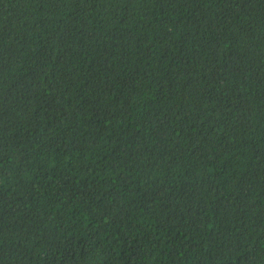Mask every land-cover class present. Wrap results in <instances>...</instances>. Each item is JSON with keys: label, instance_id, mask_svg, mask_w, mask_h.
Returning a JSON list of instances; mask_svg holds the SVG:
<instances>
[{"label": "trees", "instance_id": "trees-1", "mask_svg": "<svg viewBox=\"0 0 264 264\" xmlns=\"http://www.w3.org/2000/svg\"><path fill=\"white\" fill-rule=\"evenodd\" d=\"M0 264H264V0H0Z\"/></svg>", "mask_w": 264, "mask_h": 264}]
</instances>
